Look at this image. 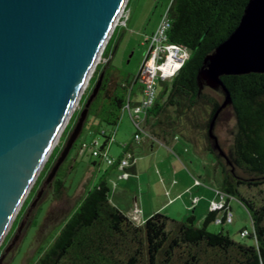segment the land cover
I'll return each instance as SVG.
<instances>
[{"label":"trees","instance_id":"trees-1","mask_svg":"<svg viewBox=\"0 0 264 264\" xmlns=\"http://www.w3.org/2000/svg\"><path fill=\"white\" fill-rule=\"evenodd\" d=\"M246 2L170 1L167 38L184 46L188 55L169 81L159 83L154 103L143 113L142 125L164 144L180 137L212 153L220 171L217 193L235 198L243 205L252 224V231L245 236L255 242L237 241L222 229H207L216 216L217 211L212 210L204 216L200 226L195 224L193 213L177 220L159 211L142 223H135L110 202L109 185L102 173L74 202L51 240L39 246L36 258L29 264H264V72L221 77L231 102L217 114L214 127L225 110L230 111L234 121L231 142L226 145L218 142L224 156L213 148L208 130L222 95L197 79L204 56L237 25ZM111 40L112 36L104 54L111 53ZM101 71L104 72L101 84L80 131H86L91 137L88 142L82 140L77 145L78 150H82V142L91 148L98 142L99 155L108 145L114 129L100 130L98 125H117L125 112L130 90L139 81L137 74L130 81L122 78L121 71L110 65L109 57L98 67L95 81ZM141 90L139 83L134 94ZM86 99L82 96L80 110ZM74 115L75 112L71 120ZM96 134L103 137L102 142ZM75 145L76 140L72 147ZM119 158L116 157L114 163ZM72 160L66 157L49 181L55 200L65 192V174Z\"/></svg>","mask_w":264,"mask_h":264},{"label":"water","instance_id":"water-1","mask_svg":"<svg viewBox=\"0 0 264 264\" xmlns=\"http://www.w3.org/2000/svg\"><path fill=\"white\" fill-rule=\"evenodd\" d=\"M122 0H0V232L67 111ZM264 72V0H247L239 22L206 54L197 79L231 102L223 75ZM101 71L51 167L50 181L80 134ZM40 194L38 192L37 196Z\"/></svg>","mask_w":264,"mask_h":264},{"label":"rangeland","instance_id":"rangeland-1","mask_svg":"<svg viewBox=\"0 0 264 264\" xmlns=\"http://www.w3.org/2000/svg\"><path fill=\"white\" fill-rule=\"evenodd\" d=\"M170 1L126 0L89 80L80 94L78 103L73 109L75 115L72 120L71 115L73 112L69 116L66 124L70 120L71 122L67 130L64 133L65 124L31 184L9 228L0 241V264H29L34 260L39 246L48 244L62 221L73 209L74 202H77L83 191L94 185L103 173L106 167L105 155L110 157V155L120 152V146L116 142H121L130 137L133 125L127 112L122 113L119 122L114 127L104 123L98 125L100 130L101 128L107 130L114 129L113 133H111L112 137L105 147V155L101 156L102 161H100V155H93L91 147H84L82 150H78L77 145L82 140L88 142L91 137L89 133L82 131L76 138V145L70 149L67 157V159L72 158L73 160L70 169L65 174V192L59 199H53L49 181H45L46 177L72 131L79 112L82 110H80L82 96L85 95L88 98L93 89L98 67L106 62L109 57L110 65L121 71L122 78L129 81L132 80L137 73L138 66L147 48L144 38L153 31L161 14L167 10ZM111 36L110 45H112V51L109 54H104L105 47ZM139 83L140 81H137L133 84V89L130 90L132 97ZM160 86L158 84V89ZM233 123V116L230 114V111H223L218 123L214 127V133L217 136L218 142H223L225 145L231 142ZM96 136L99 142H102L103 137L100 134H96ZM179 142L184 144L188 149L186 152L183 151L186 156V168L184 166V171H187L190 176L191 173L200 176V179L203 180H201V184L206 185L211 183L212 185H216L220 179V171L219 167L215 166L212 153L194 142L184 141L183 139H179ZM55 147L53 156L48 160ZM39 191L40 194L37 196ZM231 203L232 222L224 223L228 230L222 229L221 225L213 228V221L207 225V229L211 231L222 229L237 241L253 244L255 242L254 239L239 234V230L243 228L252 231L248 212L237 199H231ZM195 224L200 226L202 223L200 222L199 224L195 221Z\"/></svg>","mask_w":264,"mask_h":264},{"label":"crops","instance_id":"crops-1","mask_svg":"<svg viewBox=\"0 0 264 264\" xmlns=\"http://www.w3.org/2000/svg\"><path fill=\"white\" fill-rule=\"evenodd\" d=\"M139 97V92L133 97L131 95L133 100ZM134 130L133 125L130 137L116 142L120 146V152L110 155L112 158L128 157L132 161L126 168L128 176H122L124 169L116 163L106 162L103 173L109 185L110 202L135 223H142L146 217L157 211L180 220L193 213L195 221L202 223L204 216L210 211L211 201L221 197L217 193L220 179L216 185L195 184L194 178L197 176L200 179V176L195 173L190 176L184 171L186 156L183 151L188 149L179 142L182 138H173L167 144L145 136L134 140ZM104 152L106 151L100 154V161L101 156L105 155ZM223 199L228 209L217 211L216 215L219 217H223L226 210H232L231 199L234 198L223 194ZM224 223L228 222L213 221L212 227L221 225L222 229L228 230Z\"/></svg>","mask_w":264,"mask_h":264},{"label":"built area","instance_id":"built-area-1","mask_svg":"<svg viewBox=\"0 0 264 264\" xmlns=\"http://www.w3.org/2000/svg\"><path fill=\"white\" fill-rule=\"evenodd\" d=\"M169 27L170 19L168 10H166L161 14L153 31L144 38L147 48L136 73L142 86L140 97L133 100L129 94L124 105V111L128 113L134 125V140H139L142 136H145L151 140L158 141L143 128V113L154 103L158 92V84L161 81H169L172 76L177 73L188 55V51L184 46L168 40L167 31ZM94 144L91 153L93 155H99L97 147L98 142H94ZM84 147H87L86 142H82L81 149ZM105 161L108 164H112L115 162V159L105 155ZM116 164L124 169L122 176L127 177L129 173L126 168L132 164V161L128 157L123 156L118 159ZM194 182L195 184H201L199 178H194ZM220 196L219 200L211 201L209 206L210 210L219 211L227 209L223 194H220ZM222 218H224V221L226 222H231L232 213L229 210H226L223 217L216 215L213 221L222 222ZM247 232L248 230L244 229L240 230L239 234L245 236Z\"/></svg>","mask_w":264,"mask_h":264},{"label":"bare ground","instance_id":"bare-ground-1","mask_svg":"<svg viewBox=\"0 0 264 264\" xmlns=\"http://www.w3.org/2000/svg\"><path fill=\"white\" fill-rule=\"evenodd\" d=\"M125 3H126V0H122L121 1L120 5H119V8H118V10H117V12H116V14H115L110 26H109V28H108V31L106 32V34L104 36V40H103L102 44L100 45V47L98 48L97 52L95 53L90 66L88 67V69L86 70L85 74L83 75V77H82V79H81V81H80V83H79V85H78V87L76 89V92H75V94H74V96H73V98H72V100L70 102V105H69L67 111L65 112V115L63 116L62 121L59 124V127H58V129H57V131H56V133H55V135H54V137H53V139H52V141L50 143V146L46 149V151L44 152V154L40 158L39 162L37 163L36 168H35L33 174L31 175V177H30V179H29V181H28V183H27V185H26V187L24 189V192L22 193L21 197L19 198L18 202L16 203V205H15L13 211L11 212L7 222L3 226V228H2V230L0 232V241L3 238V236H4L5 232L7 231V229L9 228V226H10V224H11V222H12V220H13L15 214H16V212L18 211V209H19L24 197L26 196L31 184L33 183L35 177L37 176V174H38L41 166L43 165L44 161L46 160L49 152L53 148L54 143L58 139V136L61 133V130L63 129L64 125L66 124L67 120L69 119V116L73 112L74 107L77 105L78 100L80 98V94L83 91L85 85L87 84V82L89 80V77H90V75H91V73H92V71H93V69H94V67L96 65V62H97V60L100 57L102 49L104 48V46H105V44H106V42L108 40L109 34L111 33V31H112V29H113V27L115 25V22L117 21V19H118L119 15H120Z\"/></svg>","mask_w":264,"mask_h":264},{"label":"flooded vegetation","instance_id":"flooded-vegetation-1","mask_svg":"<svg viewBox=\"0 0 264 264\" xmlns=\"http://www.w3.org/2000/svg\"><path fill=\"white\" fill-rule=\"evenodd\" d=\"M118 44H120V43H118ZM66 157H68V154H67V156H66ZM66 157H65V158H66Z\"/></svg>","mask_w":264,"mask_h":264}]
</instances>
